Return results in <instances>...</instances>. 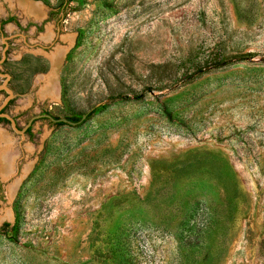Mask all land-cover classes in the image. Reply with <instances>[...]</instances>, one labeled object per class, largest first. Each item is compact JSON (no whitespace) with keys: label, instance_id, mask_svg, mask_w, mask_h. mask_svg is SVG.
<instances>
[{"label":"rangeland","instance_id":"374dc122","mask_svg":"<svg viewBox=\"0 0 264 264\" xmlns=\"http://www.w3.org/2000/svg\"><path fill=\"white\" fill-rule=\"evenodd\" d=\"M4 21L0 264H264V0H0Z\"/></svg>","mask_w":264,"mask_h":264},{"label":"bare ground","instance_id":"6f19581e","mask_svg":"<svg viewBox=\"0 0 264 264\" xmlns=\"http://www.w3.org/2000/svg\"><path fill=\"white\" fill-rule=\"evenodd\" d=\"M12 167L11 152L6 149H0V172L6 173L9 167Z\"/></svg>","mask_w":264,"mask_h":264},{"label":"trees","instance_id":"16d2710c","mask_svg":"<svg viewBox=\"0 0 264 264\" xmlns=\"http://www.w3.org/2000/svg\"><path fill=\"white\" fill-rule=\"evenodd\" d=\"M222 65H225L224 64V62H218V64H216V68H218V67H220V66H222ZM117 99H120V98H117ZM91 115H92V112L91 113H89L85 118H84V120H81V119H79V118H67V124H77V123H80L81 121H86V120H88L90 117H91ZM57 124H59V125H62L63 123H57Z\"/></svg>","mask_w":264,"mask_h":264},{"label":"flooded vegetation","instance_id":"af4514ba","mask_svg":"<svg viewBox=\"0 0 264 264\" xmlns=\"http://www.w3.org/2000/svg\"><path fill=\"white\" fill-rule=\"evenodd\" d=\"M7 22H1L0 27H3Z\"/></svg>","mask_w":264,"mask_h":264}]
</instances>
